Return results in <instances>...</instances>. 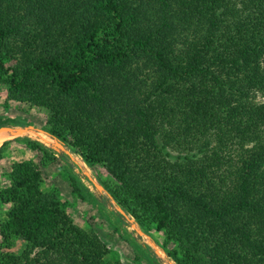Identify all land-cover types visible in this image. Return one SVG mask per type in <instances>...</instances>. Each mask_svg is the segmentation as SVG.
Instances as JSON below:
<instances>
[{
	"label": "trees",
	"instance_id": "trees-1",
	"mask_svg": "<svg viewBox=\"0 0 264 264\" xmlns=\"http://www.w3.org/2000/svg\"><path fill=\"white\" fill-rule=\"evenodd\" d=\"M0 82L49 111L59 153L106 168L118 206L182 243L177 264H264V0H0ZM10 176L0 264H124L38 165Z\"/></svg>",
	"mask_w": 264,
	"mask_h": 264
},
{
	"label": "rangeland",
	"instance_id": "rangeland-1",
	"mask_svg": "<svg viewBox=\"0 0 264 264\" xmlns=\"http://www.w3.org/2000/svg\"><path fill=\"white\" fill-rule=\"evenodd\" d=\"M159 9L153 7V12ZM16 59L6 62L8 67ZM49 111L28 99L19 100L10 96L9 88L0 82V122L14 119L16 125L2 130L0 142V190L12 186V167L23 161L38 165L43 177V190L59 202L74 224L84 231L98 236L106 245L108 262L124 264H177L173 253L182 243L169 238L166 231L142 227L126 210L118 206L109 189L118 182L103 165H88L74 148H67L70 156L59 153V144L44 133ZM32 126L33 130L24 131ZM28 137L43 146L35 149L25 142ZM10 141L6 146L3 144ZM72 151V152H71ZM177 155V154H174ZM12 208V203L0 201L1 216ZM4 218V216L2 217ZM162 247L170 252L169 258ZM22 249L18 241L15 251Z\"/></svg>",
	"mask_w": 264,
	"mask_h": 264
},
{
	"label": "water",
	"instance_id": "water-1",
	"mask_svg": "<svg viewBox=\"0 0 264 264\" xmlns=\"http://www.w3.org/2000/svg\"><path fill=\"white\" fill-rule=\"evenodd\" d=\"M2 129H5V130H10L11 128H2ZM1 130V129H0ZM28 130H33V127L32 126H29L27 128L24 129V131H28ZM56 141V140H55ZM57 142V141H56ZM60 146V145H59ZM61 149H63L61 146H60ZM65 150V149H64ZM67 151V150H66ZM68 152V151H67ZM69 153V152H68Z\"/></svg>",
	"mask_w": 264,
	"mask_h": 264
},
{
	"label": "bare ground",
	"instance_id": "bare-ground-1",
	"mask_svg": "<svg viewBox=\"0 0 264 264\" xmlns=\"http://www.w3.org/2000/svg\"><path fill=\"white\" fill-rule=\"evenodd\" d=\"M2 130H4V129H1V130H0V142H1L2 138H3Z\"/></svg>",
	"mask_w": 264,
	"mask_h": 264
}]
</instances>
